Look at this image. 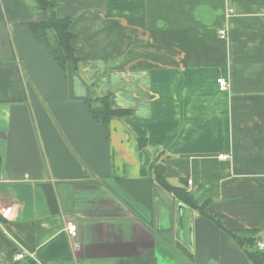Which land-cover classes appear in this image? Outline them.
<instances>
[{"label":"crops","instance_id":"1","mask_svg":"<svg viewBox=\"0 0 264 264\" xmlns=\"http://www.w3.org/2000/svg\"><path fill=\"white\" fill-rule=\"evenodd\" d=\"M52 1L42 11L34 0H0V22L13 30L70 18V99L109 94L129 113L109 122V177L62 180L47 167L52 213L43 180L3 177L9 106L30 103L31 83L22 60L0 53V264H193L175 223L180 202L152 176L157 158L225 230L264 241V0ZM19 251L27 257L16 260Z\"/></svg>","mask_w":264,"mask_h":264},{"label":"water","instance_id":"2","mask_svg":"<svg viewBox=\"0 0 264 264\" xmlns=\"http://www.w3.org/2000/svg\"><path fill=\"white\" fill-rule=\"evenodd\" d=\"M0 53L4 59L22 60L34 84L29 85L30 103L9 106L4 177L43 180L39 184L51 212L59 213L53 180H45L47 167L51 176L62 180L88 177L89 171L109 177L111 153L105 122L92 116L85 100L70 99L67 71L27 24L18 23L11 30L5 21L0 22ZM183 207V203L177 206L178 231L184 228ZM188 222L195 264H249L246 254L214 221L190 216Z\"/></svg>","mask_w":264,"mask_h":264},{"label":"trees","instance_id":"3","mask_svg":"<svg viewBox=\"0 0 264 264\" xmlns=\"http://www.w3.org/2000/svg\"><path fill=\"white\" fill-rule=\"evenodd\" d=\"M34 2L42 11H47V9L53 11L55 6V2L52 0H34ZM70 23V18H59L55 13L46 21H33L27 23L32 31H34L38 41L47 48L58 65L66 71L68 63H72L75 67H77L78 63V58L72 46L74 35L71 32ZM86 103L92 116H94L97 121L101 119L104 120L106 125V137H108L111 118L122 117V115L129 113V110L112 107L111 96L109 94L97 97L93 100H86ZM146 143L145 139L141 140L140 147H145ZM150 166L154 179L157 180L164 189L175 194L179 202L184 204V207L196 211L198 210L200 216L214 221L222 231L227 233L230 237V242L246 254L249 264H264V251L256 248V244L259 241L256 231L241 230L230 232L225 230L220 222L209 217L206 212V204H196L194 194L187 190L185 186H176L166 178L163 159L157 158ZM192 261V263L195 264V255Z\"/></svg>","mask_w":264,"mask_h":264},{"label":"built area","instance_id":"4","mask_svg":"<svg viewBox=\"0 0 264 264\" xmlns=\"http://www.w3.org/2000/svg\"><path fill=\"white\" fill-rule=\"evenodd\" d=\"M219 34L221 35L222 38H227L228 37V29L227 28H222L219 30ZM217 83L219 85V88L222 90H225L229 86V81L221 77L217 80ZM221 159L227 158V154H223L219 156ZM2 175H0L1 178ZM4 177V176H3ZM5 178V177H4ZM189 183H192V180H189ZM65 230L68 235V237L74 242V244H78V238H79V233H80V227L78 226V223L73 220V219H68V221L65 224ZM256 248L263 250L264 251V241H258L256 244ZM15 259L16 260H22L25 259L27 256L24 252L19 251L17 254H15Z\"/></svg>","mask_w":264,"mask_h":264},{"label":"rangeland","instance_id":"5","mask_svg":"<svg viewBox=\"0 0 264 264\" xmlns=\"http://www.w3.org/2000/svg\"><path fill=\"white\" fill-rule=\"evenodd\" d=\"M25 67V66H24ZM25 70H26V68H25ZM27 71V77H28V79H29V81H30V83L31 84H33L32 83V79H31V77H30V74H29V72H28V70H26ZM34 85V84H33ZM184 208V212H183V218H184V228H183V230H180L179 232H178V236L180 237V240H181V242L182 243H185L186 244V246L188 247V249L190 250L191 249V247H190V245H189V240H190V236H189V231H188V224H189V222H188V217H190L189 215H188V210H187V208L186 207H183ZM190 210H193V209H190ZM198 213V212H197ZM191 259H194V253H192L191 254Z\"/></svg>","mask_w":264,"mask_h":264}]
</instances>
